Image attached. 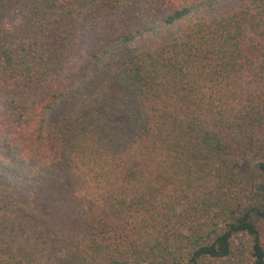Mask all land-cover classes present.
<instances>
[{
    "label": "trees",
    "instance_id": "16d2710c",
    "mask_svg": "<svg viewBox=\"0 0 264 264\" xmlns=\"http://www.w3.org/2000/svg\"><path fill=\"white\" fill-rule=\"evenodd\" d=\"M245 261L264 0H0V264Z\"/></svg>",
    "mask_w": 264,
    "mask_h": 264
},
{
    "label": "rangeland",
    "instance_id": "374dc122",
    "mask_svg": "<svg viewBox=\"0 0 264 264\" xmlns=\"http://www.w3.org/2000/svg\"><path fill=\"white\" fill-rule=\"evenodd\" d=\"M166 6L168 7L169 5H165V7H166ZM245 264H247V262H246V261H245Z\"/></svg>",
    "mask_w": 264,
    "mask_h": 264
}]
</instances>
